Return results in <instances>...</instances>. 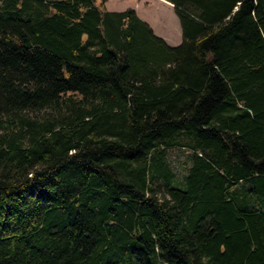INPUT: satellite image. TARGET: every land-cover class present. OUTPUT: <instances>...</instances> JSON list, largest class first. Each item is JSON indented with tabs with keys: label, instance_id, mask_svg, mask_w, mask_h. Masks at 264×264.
<instances>
[{
	"label": "trees",
	"instance_id": "1",
	"mask_svg": "<svg viewBox=\"0 0 264 264\" xmlns=\"http://www.w3.org/2000/svg\"><path fill=\"white\" fill-rule=\"evenodd\" d=\"M106 1L0 0V264H264V0Z\"/></svg>",
	"mask_w": 264,
	"mask_h": 264
},
{
	"label": "rangeland",
	"instance_id": "2",
	"mask_svg": "<svg viewBox=\"0 0 264 264\" xmlns=\"http://www.w3.org/2000/svg\"><path fill=\"white\" fill-rule=\"evenodd\" d=\"M133 9L139 18L151 24L155 32L162 36L170 46L179 45L181 31L178 19L171 4L164 0H108L107 10L123 11ZM159 37V36H158ZM186 150L174 148L168 151V161L175 176L181 178L189 165Z\"/></svg>",
	"mask_w": 264,
	"mask_h": 264
},
{
	"label": "crops",
	"instance_id": "3",
	"mask_svg": "<svg viewBox=\"0 0 264 264\" xmlns=\"http://www.w3.org/2000/svg\"><path fill=\"white\" fill-rule=\"evenodd\" d=\"M167 2V1H166ZM107 3H108V0L105 2V7L107 8ZM170 4V3H169ZM135 11V10H134ZM136 12V11H135ZM136 14H137V12H136ZM138 15V14H137ZM139 17V16H138ZM145 21V20H144ZM147 23V22H146ZM151 28H152V30H153V32L157 35V36H159V37H161L167 44H169L162 36H160V35H158L156 32H155V30H154V28H153V26L151 25V24H149V23H147Z\"/></svg>",
	"mask_w": 264,
	"mask_h": 264
}]
</instances>
